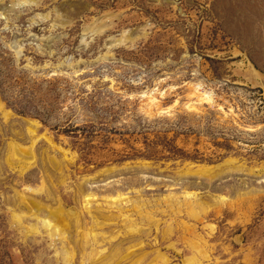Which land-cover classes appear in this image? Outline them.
<instances>
[{"label": "rangeland", "instance_id": "1", "mask_svg": "<svg viewBox=\"0 0 264 264\" xmlns=\"http://www.w3.org/2000/svg\"><path fill=\"white\" fill-rule=\"evenodd\" d=\"M1 103L0 264H67L63 248L70 264H104L120 245L106 264L158 252L171 264H264V0H0ZM230 158L244 168L210 179L184 171ZM41 182L48 195L33 191ZM78 188L95 195L89 210ZM115 193L146 203L155 222L97 236L87 259L84 227L101 219L102 235L122 230L105 201ZM33 199L70 215L67 238L30 214ZM130 205L123 213L137 219Z\"/></svg>", "mask_w": 264, "mask_h": 264}, {"label": "bare ground", "instance_id": "2", "mask_svg": "<svg viewBox=\"0 0 264 264\" xmlns=\"http://www.w3.org/2000/svg\"><path fill=\"white\" fill-rule=\"evenodd\" d=\"M29 2V1H28ZM129 35V34H128ZM126 36V35H125ZM243 63V62H242ZM257 72V71H256ZM258 78V77H257ZM199 88V87H198ZM152 97V96H151ZM203 99H206V100H210V95L208 94V93H206V91H204L203 92ZM4 107L2 106V103L0 104V109H2V111H3V115H4V117H8L9 116V112L7 111V109L6 110H4L3 109ZM34 139V138H33ZM16 145V144H15ZM14 146V145H13ZM18 146V145H17ZM15 148V147H14ZM14 148H12V151L14 150ZM10 152V151H9ZM18 153L19 154H21V156L23 155V156H25V157H30L31 158V156H32V152L28 149V148H26V147H19L18 148ZM71 153V152H70ZM13 154V153H12ZM63 155L64 156H66L67 155V152L66 151H63ZM13 156V155H12ZM70 160H72L73 159V155H71V156H69L68 157ZM21 161V160H20ZM62 161V160H61ZM30 162V161H29ZM19 163V162H18ZM51 163V162H50ZM21 164V163H20ZM27 164H29V163H27ZM32 164V163H31ZM189 164V163H188ZM124 165V164H123ZM23 166H24V164H23ZM19 168V167H18ZM55 168V167H54ZM57 168V167H56ZM244 167L241 165V164H238V163H236L235 162V159H232V158H230V159H226V160H224L222 163H219V164H216V165H203V164H189V165H187L186 167H185V172H187V173H191V174H195V175H197V176H203V177H206V178H208V179H210V178H212V177H214L215 175H217V174H220V173H222L224 170H226V169H243ZM61 169H63V167L61 168ZM54 170V169H53ZM112 170H114V167L113 168H111V167H108V168H105V169H103L102 170V172H109V171H112ZM254 171L253 169H250L249 168V171ZM262 170H263V173H264V165H263V167H262ZM58 171V170H57ZM60 171V170H59ZM183 173V172H182ZM47 175H48V173H47ZM56 175V174H55ZM63 175V174H62ZM62 177V176H61ZM43 178V177H42ZM57 181H58V179H57ZM52 182V181H51ZM60 182V181H59ZM42 183V185L38 188V189H36V190H33L34 192H46V194L48 195L49 194V188L47 187V185H46V183L45 182H41ZM62 183V182H61ZM78 186H79V184H78ZM80 186H81V184H80ZM82 187V186H81ZM75 190H78V192L83 196V198H84V202H85V206L89 203V201L90 200H92V199H94V194L93 193H89V192H87V193H83L82 192V189L81 188H78V189H75ZM32 191V192H33ZM108 191V190H107ZM113 191H114V189H113ZM116 191V190H115ZM77 192V191H76ZM171 193V192H170ZM173 193V192H172ZM240 193V192H239ZM243 193V192H242ZM22 194V193H21ZM41 194V193H40ZM126 194V193H125ZM175 194V193H174ZM180 194V193H179ZM52 195V194H51ZM105 195H107V194H105ZM105 195H103V196H105ZM122 194L121 193H115V194H113V195H107V196H105L106 197V200L105 199H103V200H105L106 202H108L107 204V206H109V207H116L118 210H119V216L121 217L120 219H121V223H122V230H116L115 232H111V233H107L106 234V236L105 235H102V233H99L98 231H95V227L97 226V227H99V226H102V225H105L106 223H105V221L104 220H101V219H96L95 220V224L94 225H89V226H87V227H84L85 228V230H82L83 231V233H82V239H84L85 241L83 242V243H85V244H87L89 247H90V251L88 252V254H87V259H95L96 257H97V255H98V253H99V251L97 250V248H96V245L97 244H99L100 243V241L98 240V237L97 236H101L100 238H101V242L104 240V238L105 237H107L108 238V240H111V239H115V238H117L118 236H124V235H126V234H136V233H139L140 231H141V226L139 225V223L142 225V223H143V221H146L147 223H151V222H155V220H154V217H153V211L152 210H150L149 208H147V204L146 203H143V202H141V200L139 201V200H137V199H132V198H130L129 196H121ZM79 196V195H78ZM182 196H184V197H187V200H188V198H192V200L194 201L195 200V202H196V200H198L199 199V197H198V195L195 193V192H193V191H184L183 192V195ZM181 196V197H182ZM46 197V196H45ZM100 197V196H99ZM143 197V196H142ZM164 197V196H163ZM173 196H170L169 194H168V197L166 196V200H163V202L165 201L166 203L165 204H167L168 203V201H171V203H168L169 204V206H172V202H174V199H173V201L170 199V198H172ZM174 197H175V195H174ZM238 197V196H237ZM21 198V197H20ZM22 198H24V197H22ZM96 198V197H95ZM104 198V197H103ZM138 199H140V196L138 197ZM155 198H153L152 200H154ZM182 199V198H181ZM228 198L226 197V198H224L223 196H221V195H219L218 197H217V201H219V202H217V203H222V202H224V201H226ZM29 200V199H28ZM151 200V201H152ZM25 201V200H24ZM40 201V200H39ZM122 201H126V202H130V206H132V210H135L137 213L136 214H138V221H137V219H134V217L133 218H131V213H123L124 211L125 212H127V211H129V208H128V210L127 209H123V207L121 206V202ZM149 201V200H148ZM155 201V200H154ZM157 201V200H156ZM158 201H159V199H158ZM157 201V202H158ZM200 201V200H199ZM202 201H203V199H202ZM53 202V201H52ZM55 202V201H54ZM146 202V201H145ZM153 202V201H152ZM156 202V203H157ZM161 202V201H160ZM162 202V203H163ZM183 202V201H182ZM181 202V203H182ZM236 202V201H235ZM23 203V202H22ZM27 203V202H26ZM25 203V204H26ZM58 203H59V201H58ZM148 203V202H147ZM205 203V202H204ZM28 205V208L32 211L30 214L32 215V216H34L36 219H38V220H40V222L42 223V225L46 228V229H48V230H50L49 231V233L50 234H52V235H58V236H60L61 238H67V236H65L66 234H65V232L63 231V229H62V226H68V224H69V220H68V217L66 216V215H69V214H66V212L63 210V208L61 207V205L60 204H58V205H56V207L54 206V208H51V207H49L48 205H43L41 202H38L37 200H32L30 203H27ZM55 204V203H54ZM148 204H152V203H148ZM179 204V203H178ZM191 204V203H190ZM200 204V203H199ZM198 204V205H199ZM235 204V203H234ZM181 205V204H180ZM186 205V204H185ZM194 205H196V203H194ZM201 205V204H200ZM199 205V206H200ZM203 205V204H202ZM202 205L200 206V210H201V207H202ZM161 206V205H160ZM159 206V207H160ZM183 206V205H182ZM128 207V206H127ZM150 207H152V205L150 206ZM198 207V206H197ZM204 207V206H203ZM202 207V208H203ZM86 208V210H89L88 209V207L86 206L85 207ZM162 208V207H161ZM164 208V207H163ZM169 208V207H168ZM176 208V207H175ZM183 208V207H182ZM19 209V208H18ZM159 209V208H158ZM165 209V208H164ZM157 210V209H156ZM186 210V209H185ZM184 210V211H185ZM191 210V209H190ZM198 210V209H197ZM202 210H204V209H202ZM201 210V211H202ZM27 211H29V210H27ZM26 211V212H27ZM158 211H160L161 212V210H158ZM179 211V210H178ZM182 211L183 210H181V213H182ZM183 211V212H184ZM68 212V211H67ZM75 212V211H74ZM176 212H177V210H176ZM186 212V211H185ZM17 213V212H16ZM18 213H21V212H18ZM69 213V212H68ZM87 213H88V211H87ZM156 213V212H155ZM162 213V212H161ZM178 213H180V212H178ZM199 213V212H198ZM15 214V213H14ZM194 214V213H193ZM200 214V213H199ZM25 215H26V213H25ZM24 215V216H25ZM190 215H192V213L190 214ZM70 216V215H69ZM76 216H77V213L75 214V218H76ZM135 216V215H134ZM21 217L23 218V216H21V215H19V214H15V218H16V220L17 221H20L21 220ZM28 217V216H27ZM191 217V216H190ZM193 217V216H192ZM198 217V216H197ZM194 218V217H193ZM70 219V218H69ZM170 220H171V218H170ZM181 220H183V219H181ZM14 221V220H13ZM178 221V220H177ZM119 222V221H118ZM156 223H157V221H156ZM182 223L185 225V223L182 221ZM18 224V223H17ZM90 224V223H89ZM152 224V223H151ZM169 224V223H168ZM182 224V225H183ZM22 225V224H21ZM153 225V224H152ZM157 225V224H156ZM170 225V224H169ZM145 226V225H144ZM192 226V225H191ZM194 226V225H193ZM83 227V226H82ZM182 227V226H181ZM184 227V226H183ZM182 227V228H183ZM174 228V227H173ZM188 227H187V225H186V230H188L187 229ZM190 228H192V227H190ZM194 228V227H193ZM37 229V227H36V225H31L30 226V230H36ZM69 229V228H68ZM80 229V228H79ZM97 229V228H96ZM116 229V228H115ZM66 230V229H65ZM176 230V229H175ZM106 231H109L110 232V230H106ZM105 231V232H106ZM169 231H170V229H169ZM185 231V230H184ZM184 231H182V232H184ZM104 232V231H103ZM175 232V231H174ZM189 232V231H188ZM194 232V231H193ZM27 233V232H26ZM78 233V232H77ZM80 233V232H79ZM148 233V232H147ZM194 235H195V233H194ZM198 235V234H197ZM184 236V235H183ZM189 236V235H188ZM188 236H186V237H188ZM192 236V235H191ZM77 237H79L80 238V236H78L77 235ZM156 237V236H155ZM190 237V236H189ZM197 237H199V239H200V236H197ZM99 238V239H100ZM106 238V239H107ZM128 238V237H127ZM126 238V239H127ZM142 238V237H141ZM171 238V237H170ZM191 238V237H190ZM189 238V239H190ZM195 238V237H194ZM70 239V238H69ZM129 239V238H128ZM134 239V238H133ZM185 239V238H184ZM196 239V238H195ZM139 240V239H138ZM138 240L137 241H134V244L135 243H137L138 242ZM202 241H203V239H201ZM67 241H68V239H67ZM140 241V240H139ZM142 241V240H141ZM139 242V244H141L142 242ZM194 241V240H193ZM61 242V241H60ZM131 242V241H130ZM196 242V241H195ZM132 243V242H131ZM131 243H128V244H131ZM123 244H125V242L123 243ZM139 244H137V246L139 245ZM184 244V243H183ZM204 244V243H203ZM70 245V244H69ZM133 247H136L135 245H132ZM168 246V245H167ZM167 246H165V247H167ZM171 246V245H170ZM169 246V247H170ZM186 246V245H185ZM190 246H191V242H190ZM192 246H195V248L197 249V251L199 252V253H201L204 257H206V256H208L207 255V253H206V251L205 250H203L201 247L199 248V246L197 245V244H193ZM66 247V246H65ZM124 247H126V246H124ZM62 248H63V246H62ZM103 248V247H102ZM141 248V247H140ZM161 248V247H160ZM60 249V248H59ZM104 249V248H103ZM110 249V248H109ZM172 249V248H171ZM120 250H121V245L120 246H116L115 248H114V250H113V252H111V253H109L108 254V256H106L105 255V257L103 258V260H106L105 262H104V264H106L107 263V261H110V259H113L114 258V256L115 255H117L119 252H120ZM137 250V249H136ZM138 251V250H137ZM158 251V250H157ZM60 252V254H62V256H63V259H64V261L67 263V264H70V262H71V260H72V257H73V254H74V250H71V251H69V249L67 250V248H63L61 251H59ZM133 252V248L132 247H127V254H124L125 255V257H123V258H127V256L130 254V253H132ZM162 252V251H161ZM191 252H193V251H191ZM76 253V252H75ZM179 253V252H178ZM106 254V253H105ZM142 253H140V255H141ZM58 255V254H57ZM180 255V254H179ZM86 256V255H85ZM138 256V255H137ZM137 256H135L133 259H135V258H137ZM84 257V256H83ZM144 257V256H143ZM143 257H139L137 260H136V262H137V264H142V261H143ZM191 257V256H190ZM190 257H189V259H187V261H189V264H190V262H195L196 261V259L195 258H191L190 259ZM60 258H61V256H60ZM102 258V257H101ZM146 258V257H145ZM198 259V258H197ZM82 260H84V259H82ZM118 260V259H117ZM116 260V261H117ZM120 260V259H119ZM118 260V261H119ZM182 260V259H181ZM186 261V260H185ZM79 262H80V260H79ZM184 262V261H183ZM72 263V262H71ZM128 263V262H127ZM129 263H130V261H129ZM65 264V263H64ZM80 264V263H79ZM85 264V263H84ZM91 264V263H90ZM116 264V263H115ZM147 264H171L170 262H169V259L167 258V256L164 254V253H160V252H158V254L156 255V257L155 258H153V260H151V261H149ZM176 264V263H175Z\"/></svg>", "mask_w": 264, "mask_h": 264}]
</instances>
